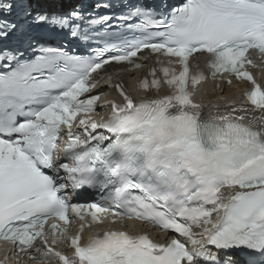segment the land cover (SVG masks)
<instances>
[{
  "label": "snow or ice",
  "instance_id": "1",
  "mask_svg": "<svg viewBox=\"0 0 264 264\" xmlns=\"http://www.w3.org/2000/svg\"><path fill=\"white\" fill-rule=\"evenodd\" d=\"M261 66L264 0H0V264H264Z\"/></svg>",
  "mask_w": 264,
  "mask_h": 264
},
{
  "label": "bare ground",
  "instance_id": "2",
  "mask_svg": "<svg viewBox=\"0 0 264 264\" xmlns=\"http://www.w3.org/2000/svg\"><path fill=\"white\" fill-rule=\"evenodd\" d=\"M68 6H70V3L65 2V7H68ZM113 74H116V73H113ZM116 75H117V74H116ZM119 75H125V79L128 78V77L126 76V74H124V73H123V74L119 73ZM255 76L257 77L258 80H260V76H258V75H255ZM241 87H243V86H241ZM233 92H235L237 95L239 94V93H238V90H236V89H231V90H229V89H225L224 95H230V94H232ZM209 98H211V97H209ZM204 103H207V99H205Z\"/></svg>",
  "mask_w": 264,
  "mask_h": 264
}]
</instances>
